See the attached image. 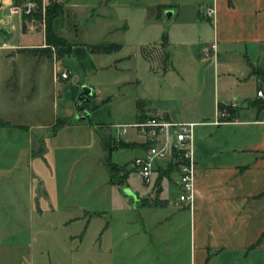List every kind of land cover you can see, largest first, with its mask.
<instances>
[{
    "label": "crops",
    "instance_id": "crops-1",
    "mask_svg": "<svg viewBox=\"0 0 264 264\" xmlns=\"http://www.w3.org/2000/svg\"><path fill=\"white\" fill-rule=\"evenodd\" d=\"M57 1L73 21L75 33L74 41L67 39L69 50L61 46L52 49L50 57H40L52 66L56 123L75 114L80 93L77 76L63 67V61H74L85 78H92L111 67L105 57L117 52L90 54L85 45L113 43L121 45L119 51L133 45L136 54L144 47L166 53L164 61L158 52L150 61L141 55L146 84L152 89L149 93L142 92L141 78L135 76V81L127 82L139 89L133 98L135 121L153 117L192 125L195 171L191 202L186 201L179 178H171L178 171L165 162L157 163L152 184L144 185L138 178L140 187L122 188L124 201L135 199L136 229L113 237L106 235L111 224L105 226V264H264V106H256L264 103V0H101L100 6L115 4L131 12L120 28L125 45L84 40L71 0ZM48 2L43 0V4ZM0 4V51H9L13 59L21 58L24 63L29 55L24 49L45 48V35L31 21L23 31L21 9L13 0H0ZM159 5L165 9L156 18L153 9ZM207 6L215 10L211 19L204 14ZM96 9H90V17ZM165 23L167 31H163ZM152 26L161 32L155 40L145 42L144 31ZM18 30L34 40L14 42L13 32ZM37 60L27 58L29 64ZM63 71L73 83L59 78ZM168 82L181 99L189 100V115L181 116L159 103L161 84ZM258 91L262 96H257ZM92 95L88 108L93 111L94 124H111L112 118L98 117L101 111H112L111 100L93 109L103 99L93 90ZM243 105L248 107L241 108ZM225 108L235 112L232 119L221 121L217 112L227 111ZM133 134L136 139L120 141L136 148L141 156L144 142L134 130ZM145 214L153 217L151 222L145 220ZM123 224L127 228L133 222Z\"/></svg>",
    "mask_w": 264,
    "mask_h": 264
},
{
    "label": "rangeland",
    "instance_id": "rangeland-1",
    "mask_svg": "<svg viewBox=\"0 0 264 264\" xmlns=\"http://www.w3.org/2000/svg\"><path fill=\"white\" fill-rule=\"evenodd\" d=\"M100 1L71 0L83 39L125 45L120 28L131 12L115 4L100 6ZM47 4L42 6L43 17ZM28 7L31 13L36 11L33 3ZM91 8H97L92 17ZM31 22L45 35L44 20ZM72 22L62 7V13L53 20L52 33L69 44L67 39L74 41ZM156 27L144 31L145 42L155 40L156 33L161 32ZM167 29L165 23L163 31ZM12 40L29 43L34 38L24 37L18 30ZM158 53L161 58L162 52ZM28 56L23 63L21 58L13 59L11 52L0 51V264H105V226L111 224L106 235L113 237L136 229L135 199L124 201L120 191L140 187L131 166L138 154L136 148L116 149L108 158L105 146L113 148L116 140L136 139L128 126L135 122L133 98L139 89L127 82L137 76L143 82L142 92L149 93L152 89L149 82L146 84V66L133 45L105 57L111 67L84 78L93 93L103 99L93 109L111 100L112 111H101L98 117L112 118V123L91 126L87 120L78 122L77 117L85 116L76 106L77 111L66 121L73 123L55 130L60 122L54 118L57 94L52 66L45 57H36L37 62L29 64ZM69 81L73 83L70 76ZM171 86L169 82L161 84L159 103L171 106L181 116L189 115V100L181 99ZM92 112L89 109L91 122ZM123 128L127 134L121 133ZM110 167L114 168L112 182ZM171 178L178 179L177 173ZM152 219L145 214L147 222ZM125 220L133 224L124 228Z\"/></svg>",
    "mask_w": 264,
    "mask_h": 264
},
{
    "label": "built area",
    "instance_id": "built-area-1",
    "mask_svg": "<svg viewBox=\"0 0 264 264\" xmlns=\"http://www.w3.org/2000/svg\"><path fill=\"white\" fill-rule=\"evenodd\" d=\"M204 14L209 19L213 18L214 7L207 6ZM211 49H215V45H211ZM59 78L67 80L69 74L63 71L59 74ZM257 96H262V92L258 91ZM228 116L224 110L217 112V117L221 121L227 119ZM128 127L135 131L145 145L143 155L135 157L131 165L134 174L141 183L152 184L157 163L165 162L178 171L179 184L185 193L186 201L190 203L195 171L191 151L192 125L149 117L138 119ZM125 132V128H123L121 133Z\"/></svg>",
    "mask_w": 264,
    "mask_h": 264
},
{
    "label": "trees",
    "instance_id": "trees-1",
    "mask_svg": "<svg viewBox=\"0 0 264 264\" xmlns=\"http://www.w3.org/2000/svg\"><path fill=\"white\" fill-rule=\"evenodd\" d=\"M29 3L30 4L33 3L36 6L35 12L31 13V11H28L27 6ZM13 5L15 7H18L21 9L23 31L26 30V22L32 21V19L35 21H39V22H42L44 20V22H45V27H46L45 43L47 46L45 48L24 49L25 52H27L29 55H32L35 57H42V56L50 57L52 47L65 46V47H67L68 50L70 49V45H68L67 42L56 38L55 35L52 33V27L54 25L53 20H54V18H56V16H58L62 13L63 5L61 3H59L57 0H49L48 4L45 7L44 17L42 16L43 0H13ZM0 6H1V4H0ZM164 9H165V7L160 6V5L156 6L153 9L154 13L156 14V18H159L160 13ZM27 12H29V13H27ZM164 41H165V36H163L162 46L164 44ZM85 47L90 54H111V53L118 52L121 49V45L113 44V43L112 44L85 45ZM157 52H158V50L156 48L144 47L141 49V55L147 61H150L151 57H153V54L157 53ZM162 60L163 61L166 60V53L164 51L162 52ZM140 104H141V102L138 101L137 107H139ZM86 105L87 104L81 106L85 109V111H82L84 116H85L84 121L87 120L88 125L94 126L95 124H93V122H91V120L89 118L90 116H88L89 109ZM256 106H257V109H260V108H262V106H264V103H261V104L259 103ZM221 109H223V108L221 107ZM225 110H227L226 112L229 115L228 118L225 120L232 119L233 113L235 112L234 109H231V108L226 109L225 108ZM72 123H73L72 121L60 122L55 127V130H58L59 128H62L66 125H70ZM129 146H130L129 144L123 143V142L118 140V141H116L113 148H110L109 146H105V149L107 150V155L109 158L114 150L127 148ZM143 147L145 148V145H143ZM113 169H114L113 167H110L109 182H112V180H113Z\"/></svg>",
    "mask_w": 264,
    "mask_h": 264
},
{
    "label": "water",
    "instance_id": "water-1",
    "mask_svg": "<svg viewBox=\"0 0 264 264\" xmlns=\"http://www.w3.org/2000/svg\"><path fill=\"white\" fill-rule=\"evenodd\" d=\"M166 17H169V13H166ZM63 67L69 71L71 75L75 74L78 78V83L81 87V91L77 97V107L80 109V111H85L82 105H85L89 102L90 98L92 97V89L86 85V80L78 67L77 63H75L72 60H64L63 61ZM247 105H243L241 108H247ZM84 117H77L78 122L84 121Z\"/></svg>",
    "mask_w": 264,
    "mask_h": 264
}]
</instances>
